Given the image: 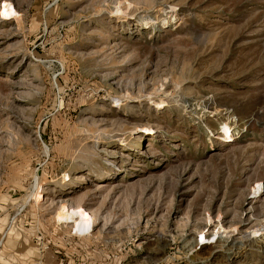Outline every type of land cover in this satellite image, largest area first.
<instances>
[{"label":"rangeland","instance_id":"1","mask_svg":"<svg viewBox=\"0 0 264 264\" xmlns=\"http://www.w3.org/2000/svg\"><path fill=\"white\" fill-rule=\"evenodd\" d=\"M0 264H264V0H0Z\"/></svg>","mask_w":264,"mask_h":264},{"label":"bare ground","instance_id":"2","mask_svg":"<svg viewBox=\"0 0 264 264\" xmlns=\"http://www.w3.org/2000/svg\"><path fill=\"white\" fill-rule=\"evenodd\" d=\"M116 12L124 13L125 11L121 7L117 6ZM158 104H163V101L158 102ZM259 188L260 186H258V189ZM57 219L59 221L64 220L67 222H73V229L79 235L91 234L94 227L93 214L83 210L81 206L70 210L67 209L66 204H63L61 210H59L57 213Z\"/></svg>","mask_w":264,"mask_h":264}]
</instances>
